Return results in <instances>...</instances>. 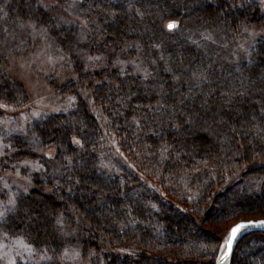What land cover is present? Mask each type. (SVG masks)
<instances>
[{"label": "trees", "instance_id": "obj_1", "mask_svg": "<svg viewBox=\"0 0 264 264\" xmlns=\"http://www.w3.org/2000/svg\"><path fill=\"white\" fill-rule=\"evenodd\" d=\"M62 1L0 0V31L39 25L72 64L62 89L77 94L74 109L37 118L7 139L0 210L22 207L0 218V239L32 249L15 264H70L63 251L81 219L77 243L91 264H216L223 237L214 228L264 209V38L246 61L227 56L245 31L264 32L263 9L252 0H83L78 20ZM170 22L178 27L169 30ZM4 58L0 47V104L20 108L29 96L2 71ZM84 92L124 154L185 205L160 197L122 164L100 169L102 129ZM26 159L40 172L20 167ZM14 170L28 176V192L3 185ZM234 175L239 181L223 187ZM126 249L133 253L119 254ZM229 264H264V231L243 236Z\"/></svg>", "mask_w": 264, "mask_h": 264}, {"label": "rangeland", "instance_id": "obj_2", "mask_svg": "<svg viewBox=\"0 0 264 264\" xmlns=\"http://www.w3.org/2000/svg\"><path fill=\"white\" fill-rule=\"evenodd\" d=\"M252 1L257 3L264 11V0ZM39 3L42 7H45L56 2L55 0H39ZM62 3H65L68 12L78 20L83 19L78 6L81 3H86V1L67 0L66 2L62 1ZM90 7H92L91 4ZM262 38H264V32L262 31H245L243 38L237 41L232 49L228 51V58H235L237 61L248 60L256 43ZM0 47L5 57L1 64L2 71L13 83L22 86L29 96L28 102L20 108H10L0 104L1 159L4 156V151L8 148L7 139L9 137L23 135L37 118L66 113L74 109L77 104V94L62 89L73 78L72 64L66 53L48 37L39 25L35 23H17L8 28L3 27L0 31ZM84 100L92 116L99 122L102 129L100 169L106 173L116 172L119 171L118 166L122 164L137 174L143 183L154 189L160 197L170 200V196H172L170 193L172 192H169L160 180L145 175V172L140 168V163L129 159L120 149L117 139L109 132L105 116L97 107L92 95L84 92ZM45 154L47 157L53 158L56 150L49 148ZM20 167H28L31 173H39L42 168L37 161L31 159L24 160ZM236 175L227 179L222 186L225 187L226 184H231V181H239V177H236ZM259 178L253 185L249 186L251 194L259 193L263 177ZM2 179L7 190L14 186L16 192L19 190L28 192L32 187L28 176L22 175L19 170L7 171ZM245 186L248 188V184H245ZM172 199L179 204V207L185 205L182 197L178 194L177 197L172 196ZM190 207L189 204L183 206L186 210H190ZM259 219H264V209L241 213L226 220L214 229L220 230V234H226L239 221ZM80 220L78 219L73 227L74 230H70V228L68 231L69 240L63 251V260L70 264H91L88 259L83 258L80 253V246L77 243L79 241L78 231H81ZM222 237L224 239L223 235ZM120 251L119 254L123 256L127 253H133L128 249ZM222 251L220 248L218 256ZM33 255L32 249L19 238L0 239V264H15L18 258L30 259Z\"/></svg>", "mask_w": 264, "mask_h": 264}, {"label": "snow or ice", "instance_id": "obj_3", "mask_svg": "<svg viewBox=\"0 0 264 264\" xmlns=\"http://www.w3.org/2000/svg\"><path fill=\"white\" fill-rule=\"evenodd\" d=\"M242 6V5H241ZM212 13H209V17H212ZM169 30L175 29L178 27V25L175 22H170L167 25ZM203 78V77H202ZM206 79V78H205ZM237 95L243 96L245 93H237ZM261 113H264V107L260 109ZM73 142L79 144V140H75L73 138ZM21 205L17 204H12L11 206H4L3 210H0V218H5V214L9 213L7 219H12L13 215L19 214L21 212ZM32 212V209L29 207V211L24 214L23 217H20L21 219H27L29 218L30 214ZM39 230V228L44 227L42 223V218L36 219L33 221V225ZM252 226V227H261L264 228V220H261L259 222H249V224H244V223H239L235 227L231 228L230 231H228L226 234H222L224 236L223 243L221 244L219 240H217L218 246L223 250L226 249L228 254H231L234 250V245L237 242L238 239V233L241 232V229H246L247 227ZM227 257L225 256L224 259ZM223 264V260H222Z\"/></svg>", "mask_w": 264, "mask_h": 264}, {"label": "water", "instance_id": "obj_4", "mask_svg": "<svg viewBox=\"0 0 264 264\" xmlns=\"http://www.w3.org/2000/svg\"><path fill=\"white\" fill-rule=\"evenodd\" d=\"M261 220H264V219H259V220H244V221H239L238 223H236L233 227H235L237 224L239 223H244V224H249V222H259ZM232 227V228H233ZM231 230V229H230ZM257 231H264V228H261V227H252V226H249L247 227L246 229H241V232L238 233V239H237V242L245 235L249 234V233H252V232H257ZM237 242L235 243L234 245V249H235V246L237 244ZM234 252V250H233ZM233 252L231 254H228L227 253V250L226 249H223V251L221 252V254L219 255L218 257V260L216 262V264H222V260H223V264H229L230 260H231V257L233 255ZM227 257L226 259H224V257Z\"/></svg>", "mask_w": 264, "mask_h": 264}]
</instances>
